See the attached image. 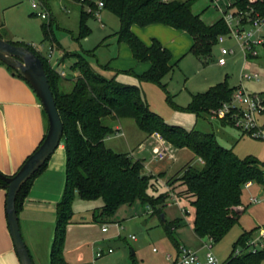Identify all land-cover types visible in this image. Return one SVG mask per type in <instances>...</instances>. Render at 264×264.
<instances>
[{"label": "trees", "instance_id": "obj_1", "mask_svg": "<svg viewBox=\"0 0 264 264\" xmlns=\"http://www.w3.org/2000/svg\"><path fill=\"white\" fill-rule=\"evenodd\" d=\"M74 1L81 5L80 37H86L90 33L87 20L96 17L98 5L96 0ZM197 1L105 0L102 9H107L121 21V28L116 33L119 41L129 44L135 59L150 63L149 68L138 75L140 82H154L164 86L162 79L173 70V54L156 38L151 44L144 43L132 31L133 25L145 27L163 24L184 31L193 40L189 52L198 57L210 56L218 45L219 35L229 32L224 16L208 24L200 13H195L193 5ZM42 2L50 8L49 0ZM232 6L264 12V0H236ZM41 27L44 40L56 42L52 21H44ZM0 36L2 37L1 34ZM10 42L26 46L42 59L64 125L62 141L67 154L66 183L57 205L51 264H70L65 258L64 249L67 226L71 222L72 205L77 193L84 200L103 199L104 205L94 210L96 221H110L122 205L132 206L137 202L151 206L153 213L162 216L167 200L173 193L171 190L158 195L151 193L158 178L146 172L144 160L136 159L130 153H118L106 146L105 139L115 132L114 127L105 122L106 119L110 121L132 117L147 134L158 133L175 148H188L204 161L201 168L185 165L180 176L173 179L178 182V192L174 194L180 198L185 197L194 208L192 227L203 241L212 238L214 243L219 242L240 222L247 211L243 199L246 183L251 181L264 187V161L255 156L239 157L233 148L220 144L213 132L196 129L188 131L182 126L165 122L159 113L150 108L140 85L124 83L117 79V75L111 78L104 76L93 69L85 56L77 53L72 54L76 58L72 69L77 70L79 75L74 79L72 89L66 91L61 85V74L37 48L21 41ZM262 51L264 53V47ZM69 55L66 53V57ZM0 63L25 80L20 71L1 60ZM234 90L235 87L230 86L227 80L219 82L204 92L192 94V99L184 110L198 116L202 113L210 114L222 103L230 101ZM168 100L172 103L171 96H168ZM261 103L264 105V100ZM45 116L47 118L46 112ZM222 121L231 125L227 120ZM48 161L49 159L19 191L16 198L18 214L24 207L34 179L46 168ZM0 188L6 189L8 193V182L2 177ZM162 220L167 235L179 250L175 230L182 219L170 223L166 218L162 217ZM253 232L254 229L240 235L224 264L263 263L264 250L241 254L235 252L238 246H245Z\"/></svg>", "mask_w": 264, "mask_h": 264}, {"label": "rangeland", "instance_id": "obj_2", "mask_svg": "<svg viewBox=\"0 0 264 264\" xmlns=\"http://www.w3.org/2000/svg\"><path fill=\"white\" fill-rule=\"evenodd\" d=\"M235 1L221 0V5L226 7V3H229L231 7ZM33 2L39 5L37 9L33 8ZM49 6L50 8L45 6L42 0H0V34L7 41H21L34 46L51 60L54 68L58 63L61 65L62 59H65L67 70L71 71L76 61L72 54H82L93 69L104 76L111 78L117 75V79L124 83L140 85L150 108L159 113L165 122L182 126L188 131L196 129L201 132H213L220 144L233 148L239 157L255 156L264 161L263 138L258 139L243 133L208 113L198 116L184 110L190 103L192 94L204 92L212 85L225 80L233 87L241 85L244 58L233 41L228 40L225 43L227 46L237 47L236 54L229 56L225 66L217 63L220 45H216L208 57H198L190 52L183 57L178 54L179 52L173 51L171 60L173 70L162 79L164 86L154 82H140L138 75L147 70L149 62L135 59L129 44L126 41H119L116 33L121 28V21L116 15L107 9L102 11L98 9L99 15L87 20L89 35L80 37L81 5L74 0H49ZM193 11L200 13L208 24L224 16V13L214 6L212 0H198L193 5ZM39 12H46L48 18L43 19L38 15ZM44 21H52L56 42L44 40L41 27ZM185 36L186 39L192 40L188 33H185ZM191 44L192 42L188 41L187 51ZM51 48H54V53L49 58ZM66 53L70 55L66 57ZM247 66L253 71H258L261 80L245 81L244 87L264 100L263 51L256 61L250 60ZM73 84L74 80H71L63 89L70 91ZM168 96H171L172 103ZM119 119L123 123V130L119 132L115 128L116 122L105 120L115 129V132L105 139L106 146L118 153L132 155L133 151L137 154L140 151V143H144L146 148L141 150L139 155L145 158L149 169L154 173L160 171L172 173L168 180H158L153 186L155 189L151 188V193L158 195L170 190L177 193L178 182L174 181L176 172L185 164L197 168L203 166L188 148L173 149L162 155L161 151L158 152L160 148L155 141L148 138V134L139 128L134 118ZM251 196L263 199L264 187L254 183L252 187L243 189L247 211L242 215L240 222L213 246L214 254L222 263L228 259L235 242L244 231L253 229L256 231L258 227L264 226V202H251ZM103 205L102 198L84 200L78 193L75 195L73 215L67 226L68 238L64 249L65 258L70 264H171L168 255H175L178 250L165 231L162 216L153 213L151 206L139 202L132 206L122 205L110 221H96L94 210ZM163 213L169 223L182 219L175 230L180 245L198 251L201 256L207 252L204 248L205 240L200 241L193 230L194 208L185 197L178 201H173L169 197ZM102 225L106 226V230ZM109 248H112V253L97 257V250L103 249L106 252ZM32 256L36 264H50V255L47 258L42 254Z\"/></svg>", "mask_w": 264, "mask_h": 264}, {"label": "crops", "instance_id": "obj_3", "mask_svg": "<svg viewBox=\"0 0 264 264\" xmlns=\"http://www.w3.org/2000/svg\"><path fill=\"white\" fill-rule=\"evenodd\" d=\"M132 31L144 43L151 44L156 38L170 49L172 54L173 51L179 52L178 54L183 57L189 52L186 49L188 41L193 42L185 38L186 32L163 24H151L145 27L135 24L132 26ZM254 61L256 59H253ZM59 64L55 68L63 77L61 85L65 87V84L74 80L79 72L72 68L71 71L67 70L65 59H62L61 65ZM149 66L148 63L146 68L148 69ZM110 121L117 123L115 128L118 132L123 130V123L119 118ZM47 129L48 120L45 110L35 90L26 80L14 75L0 63V171L6 175H14L41 144ZM148 138L153 139L160 150L168 152L178 149L166 142L158 133L148 134ZM145 148V144L140 143L138 155L133 151L132 156L144 160L149 174L157 176L161 181L168 180V176L172 173L168 174V171L154 173L149 169L145 158L139 155ZM198 159L202 164L204 163L203 160ZM66 165L67 154L62 141L49 158L46 168L34 179L24 207L19 214L22 235L31 256L42 254L47 258L50 255V264L51 248L57 225V205L63 196L66 183ZM182 168L176 172L174 177L180 176ZM253 185L254 183L249 188ZM170 198L173 201L180 199L174 193ZM6 206L7 190L0 188V264H22L10 233ZM67 238L68 235H66V242Z\"/></svg>", "mask_w": 264, "mask_h": 264}, {"label": "built area", "instance_id": "obj_4", "mask_svg": "<svg viewBox=\"0 0 264 264\" xmlns=\"http://www.w3.org/2000/svg\"><path fill=\"white\" fill-rule=\"evenodd\" d=\"M212 1L224 13V19L229 28L227 34H221L218 37V45L221 48L217 63L220 66L227 65L229 56L236 54V48L238 47L244 58V70L240 76L241 85L235 87L231 100L213 109L210 115L218 117L221 120H227L243 133L258 139H264V120H262L264 118V105L261 103L262 99L244 87L245 81L261 80L260 73L251 70L247 66V63L260 57V53L263 50L264 12L256 11L254 8L243 10L230 7L229 3H226V7H224L221 5V0ZM96 2L99 11H101L105 6V0H96ZM38 7L39 5L33 2V8L37 9ZM99 11L96 12V16L99 15ZM38 15L43 19L48 18L46 12H39ZM228 40L233 41L237 47L225 45ZM53 53L54 48H51L48 57L50 58ZM48 60L51 63V60ZM61 72L65 74L64 71ZM160 151L162 155L166 153L165 150H159L158 152L160 153ZM252 183L249 181L245 187L248 188ZM250 200L254 203L264 202V198L260 199L256 196H251ZM103 229L106 230L105 225H103ZM132 237L134 238L135 236ZM213 246V239H207L204 243V248L207 249V252L201 256L198 251L190 249L185 245H180L178 252L175 255L169 254L168 259L171 261V264H224L214 254ZM259 250H264V226L258 227L246 241L245 246H238L235 252L236 254H241L243 252H257ZM112 251V248H109L106 252L103 249H99L96 255L97 257H101L106 253H112Z\"/></svg>", "mask_w": 264, "mask_h": 264}, {"label": "water", "instance_id": "obj_5", "mask_svg": "<svg viewBox=\"0 0 264 264\" xmlns=\"http://www.w3.org/2000/svg\"><path fill=\"white\" fill-rule=\"evenodd\" d=\"M0 60L21 72L38 95L48 120V129L42 144L20 169L10 176L0 171V177L8 182L6 209L14 246L22 264H35L22 235L16 198L23 185L61 144L64 125L42 59L26 46L16 45L0 36ZM162 217L165 218V215L162 214Z\"/></svg>", "mask_w": 264, "mask_h": 264}]
</instances>
